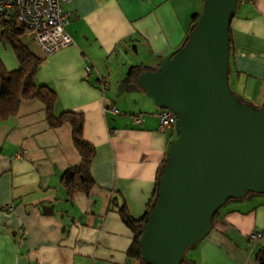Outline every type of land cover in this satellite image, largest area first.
I'll return each mask as SVG.
<instances>
[{"label":"crops","instance_id":"1","mask_svg":"<svg viewBox=\"0 0 264 264\" xmlns=\"http://www.w3.org/2000/svg\"><path fill=\"white\" fill-rule=\"evenodd\" d=\"M66 9L73 44L45 56L33 38L34 49L24 42L44 57L37 81L56 91L55 112L84 114V138L96 148V185L88 194L69 195L61 176L82 159L72 125L51 127L44 103L23 99L15 114L0 119V264H136L127 254L133 233L118 208L125 203L135 218L144 215L177 131L159 130L160 108L129 73L170 57L201 15L203 0H71ZM231 36L236 93L262 106L264 0L238 4ZM0 60L8 70L20 66L8 44L0 43ZM100 76L108 77L106 88ZM233 201L220 209L209 235L187 249V258L260 264L264 194ZM254 231L262 236L252 239Z\"/></svg>","mask_w":264,"mask_h":264},{"label":"water","instance_id":"2","mask_svg":"<svg viewBox=\"0 0 264 264\" xmlns=\"http://www.w3.org/2000/svg\"><path fill=\"white\" fill-rule=\"evenodd\" d=\"M238 0H203L188 41L139 85L177 115L156 202L140 238L149 264H181L230 199L264 194V106L231 89L230 31Z\"/></svg>","mask_w":264,"mask_h":264},{"label":"trees","instance_id":"3","mask_svg":"<svg viewBox=\"0 0 264 264\" xmlns=\"http://www.w3.org/2000/svg\"><path fill=\"white\" fill-rule=\"evenodd\" d=\"M199 17L196 15L194 16L190 28L186 33L182 43L171 56H173L180 48L185 46L190 33L196 27L199 21ZM25 32H27V28L17 21H13L7 24L0 23V43L10 45L13 48L20 63V66L18 68L8 70L0 60V119H7L11 115L15 114L18 111L20 103L23 99L36 98L44 103L46 109V119L51 127H58L63 125L64 123L69 122L73 128L72 136L74 145L79 151L82 159L79 164L71 166L67 170H65V172L61 176V182L68 190L70 196L77 192L88 194L96 185L95 178L92 174V164L96 156V148L84 138V114L77 113L72 110H65L60 113L55 112L57 101L56 91L47 84H42L37 81V73L42 62L44 61V57L41 58L36 55V53L22 40L21 36ZM230 46L232 49L231 31ZM90 67L92 68V66ZM156 68L157 67H150L144 64L135 65L129 73V79L139 84V78L143 72L155 70ZM99 79L98 83L100 84V86H102ZM102 88L104 87L102 86ZM241 101L254 105L256 107H261L242 97ZM166 159L161 163L159 167L154 192L147 203V208L144 215L140 218H135L131 214L129 208L125 203L120 205L118 208V212L120 213L122 220L133 233V241L128 248L127 254L128 257L136 264H149L142 257L140 238L144 232V228L149 219L150 212L157 199L160 179L163 169L166 165ZM219 214L220 210L216 212L213 220H215L216 217L219 216ZM257 261L260 264H264V247L259 248ZM181 264L198 263L192 259L187 258L185 255Z\"/></svg>","mask_w":264,"mask_h":264},{"label":"built area","instance_id":"4","mask_svg":"<svg viewBox=\"0 0 264 264\" xmlns=\"http://www.w3.org/2000/svg\"><path fill=\"white\" fill-rule=\"evenodd\" d=\"M71 0H0V23L17 21L30 31L39 48L45 56H49L63 47L74 43L66 26L69 24L72 13L66 9ZM239 3H253L256 0H238ZM92 68L86 67L85 74H90ZM101 85H109L107 76H100ZM114 112L120 111L115 107ZM159 130L166 131L177 125V115L170 109H160ZM138 120L141 117L138 116ZM11 207V206H9ZM262 233L254 231L250 234L252 239H259ZM22 238H25L23 232Z\"/></svg>","mask_w":264,"mask_h":264},{"label":"rangeland","instance_id":"5","mask_svg":"<svg viewBox=\"0 0 264 264\" xmlns=\"http://www.w3.org/2000/svg\"><path fill=\"white\" fill-rule=\"evenodd\" d=\"M27 33H28V34H27ZM27 33H25V34L22 36V39H23V41L27 42V43L33 48V46H32L33 43H32V39H31V38H33V37L31 36L29 30H27ZM29 34H30V35H29ZM29 37H30V38H29ZM33 40H34V38H33ZM34 41H35V40H34ZM35 42H36V41H35ZM33 49H34V48H33ZM229 83H230L231 89H232L234 92H236L235 81H234V77H233L232 75H230ZM175 128H176V131H177V137H178V135H179V132H178V126L176 125ZM177 137H176V138H177ZM251 194L254 196L256 193H251ZM233 200H234V199H230L229 202H234Z\"/></svg>","mask_w":264,"mask_h":264}]
</instances>
